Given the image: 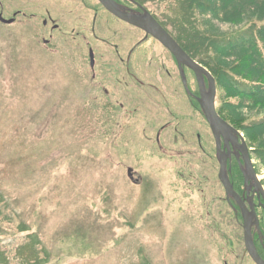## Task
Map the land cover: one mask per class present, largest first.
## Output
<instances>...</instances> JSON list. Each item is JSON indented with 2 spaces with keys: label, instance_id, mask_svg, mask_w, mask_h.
<instances>
[{
  "label": "rangeland",
  "instance_id": "obj_1",
  "mask_svg": "<svg viewBox=\"0 0 264 264\" xmlns=\"http://www.w3.org/2000/svg\"><path fill=\"white\" fill-rule=\"evenodd\" d=\"M1 1L6 19L18 9L38 18L14 26L0 23V252L5 264H255L245 249L242 219L218 178L214 139L201 109L195 111L187 99L173 100L178 123L157 143L160 125L171 116L149 98L137 102L133 97L145 96L138 84L121 81L110 46L118 44L126 57L143 34L100 13L96 34L109 40L104 45L92 35L90 11L94 79L89 50L75 36L80 26L75 17L65 21L61 34L54 33H66L59 37L65 40L43 44L53 34L41 27L46 12L75 11V4ZM140 2L197 59H212L199 42L203 18L184 0ZM221 29L227 36L241 32ZM146 46L149 53L138 54L132 63L139 78L158 81L165 96L175 93L165 74L169 68L171 79L179 77L171 56L154 40ZM153 68L159 69L157 75L150 73ZM188 80L195 90V77ZM127 96L136 108H130ZM119 97L132 111L120 113ZM224 100L217 86V108ZM251 157L264 187V169ZM241 177L237 188L233 184L238 195L244 190ZM258 215L264 235V212Z\"/></svg>",
  "mask_w": 264,
  "mask_h": 264
},
{
  "label": "trees",
  "instance_id": "obj_2",
  "mask_svg": "<svg viewBox=\"0 0 264 264\" xmlns=\"http://www.w3.org/2000/svg\"><path fill=\"white\" fill-rule=\"evenodd\" d=\"M184 3L203 18L204 34L199 42L211 50L212 59L209 62L197 59L190 46L174 37L214 76L225 99L217 108L218 114L245 136L251 153L264 169V0H184ZM222 26L241 32L227 36ZM253 116L259 120H251ZM232 172L236 187L242 178L238 165ZM237 216L242 219L240 213ZM260 241L257 235L256 242L263 249L264 243ZM5 262L0 252V264ZM34 262L25 261L39 264Z\"/></svg>",
  "mask_w": 264,
  "mask_h": 264
},
{
  "label": "flooded vegetation",
  "instance_id": "obj_3",
  "mask_svg": "<svg viewBox=\"0 0 264 264\" xmlns=\"http://www.w3.org/2000/svg\"><path fill=\"white\" fill-rule=\"evenodd\" d=\"M44 1L45 0H39L38 2L41 3ZM58 1L63 3V5H65L67 3L70 5L75 4L76 10L73 11L72 9H70V10L65 9L62 12H58V15H56V14L53 15L52 13H50L48 11L46 12V17L42 19L41 27L44 30L50 28V31L53 34H50V40L43 39V44L45 46H49V45H53L51 42L55 41V39H57L56 40L57 42L61 39L65 40L64 38L59 39V37H65L67 35L66 33H64L65 36H55L54 33H60L62 27H64L68 23L65 21H67L68 18L75 17L76 23L80 25L77 28L78 30H77V33L75 36L78 37L80 39L81 44L85 45L87 47V49L89 50V58H90L89 67H90L91 71L93 72V78L95 79L97 77V75L95 74V76H94V73H95V69H96L97 65H96L95 53L92 50V48L90 47V42H89V23H88L89 15L88 14L90 11L94 12V17L92 20V35H93L94 39H96L99 42H102L104 45H108L109 40L102 38V37H99L96 34V27H98V25H99L100 13L107 14L110 17V19L113 21H119V22H121V21L118 20L116 17H114L109 12H107L106 9L99 3L98 0H58ZM113 1H115L116 3H118L121 6L125 7L130 12L138 13V14L143 13L141 8H139L137 5L133 4L129 0H113ZM135 1L137 3H139V5L144 7V5L141 2H139L137 0H135ZM91 3H92V5H91ZM0 8H1L0 14L3 16V18L6 21L12 22L11 24H5V26H14L16 23H18L21 20H27V19L28 20H32V19L36 20V19H38L36 14L28 15L22 9H18L16 11H14L12 14V17L6 19L4 16V14H5L4 4L1 0H0ZM121 23H123V22H121ZM2 25H4V24H2ZM126 25H128V24H126ZM128 26L131 27L132 29H134L135 31H137L138 33L143 34V38L138 43H136L132 48L129 49L126 57L122 56V52H121L118 44L113 43L110 47L114 50V53L117 57V67H118V70L120 71V74L122 75L121 81L123 80L126 82V78H128L130 81L137 83L139 88H140L141 95H143V94L145 95V96L133 97V98L137 102H138V100L143 101L144 99L147 98V100H148V98H149V99L153 100L152 102H154L155 106L160 110L159 112H161L164 115L165 114L164 111H165L167 114H169L171 116V119L168 122H165L166 124L160 125L159 131L157 132V134H158L157 135V143H160V136H161L160 134L163 131H165L167 129V127H170L172 124L178 123V120H179V118H178L179 116L175 114V111H177L176 107H178V106H177V103L174 102L173 100H177L180 103H186L188 100L190 105L192 104V106L194 107L193 109L195 111L196 110L199 111V106H198L199 105L198 98L200 97L199 86H198L195 74L191 70H189L188 68L184 67L183 65H182V67H180L179 64L177 63L176 59L174 58V56L167 49H165L163 46L162 47L165 50V52L167 53V56L170 55L172 58L173 67H174L173 68V74L175 73L174 71H178V74H179L178 78L171 79L172 73L170 72V69L168 68L165 71V69L162 67V69L165 71L167 79H170L171 87L173 88V92H175V93L165 92V94H166V96H165L161 93L160 86H158L156 84L158 81L155 83L156 80H153L151 78V79H149L148 82H144L142 79H140L138 76L139 72L137 71V68L135 66H133L132 63H133V61L136 60V56L138 54H140V53L148 54L149 53L150 47H147V46L143 47V46L148 44V42L150 40H154V39L152 37L148 36L147 34H145L144 32H142L141 30H139L133 26H130V25H128ZM142 47H143V50L141 51ZM92 56H93V58H92ZM92 59H93V63H92ZM165 59H167V58H165ZM159 65L161 66V64H159ZM152 66H153V63L150 65V67H152ZM162 66H165V65H162ZM181 70H183L184 75L186 77L187 87H188L189 91L191 92L190 95L187 93L186 88L184 86ZM158 71H159V69H156V68L150 69V73H153L154 75H157ZM147 73H149V72H147ZM120 74H118V76ZM187 74H188V76H194L195 77L196 84H197V85H195V90H192L191 85L189 84L190 82L188 80ZM158 75L161 76L160 73ZM151 76H153V75L150 74V77ZM181 91H182V94H181ZM104 93L107 95L109 93V91L104 90ZM127 97L130 98V102H131L132 96H127ZM164 106H165V109H164ZM196 106H198L197 107L198 109L195 108ZM117 107L120 110V113L123 112L124 109H126V112H128V111H132L131 109L136 108L133 105V102L130 103L131 109L127 108L125 106V103L121 101L120 97H119V100L117 99ZM198 140H199V142L201 140L199 135H198ZM214 145H215V150H216L215 140H214ZM241 160H242V158H241ZM234 163H237L238 166L240 165L237 158L234 156V154H232L231 158L228 160V168H229V177L230 178L232 177V175H231L232 170L235 169ZM231 181H232V178H231ZM248 192H249L250 196L254 195V202L256 204L257 213L260 210L264 211V199L259 192L254 193L255 187L253 186L252 182H250L249 191L243 190L240 193V195L243 197V199H246L248 197ZM233 205H234V202H233ZM256 246H257V244H256ZM257 248H258V246H257ZM262 250H263L262 252H263V258H264V247Z\"/></svg>",
  "mask_w": 264,
  "mask_h": 264
},
{
  "label": "water",
  "instance_id": "obj_4",
  "mask_svg": "<svg viewBox=\"0 0 264 264\" xmlns=\"http://www.w3.org/2000/svg\"><path fill=\"white\" fill-rule=\"evenodd\" d=\"M98 1L110 14L122 22L140 29L157 40L174 56L180 67L183 65L195 74L200 90L198 102L216 142V156L220 166L219 180L224 187L227 201L231 202V200H234L241 210L244 245L248 255L255 264H264V260L257 251L252 234L253 228H256L259 235H261L260 222L254 203V195L247 198V206L246 202L234 190L228 176V160L231 158V155L234 154L239 161L240 169L245 180V189L247 191H249L250 182H252L255 187L254 193L259 192L264 199V187L258 179L245 138L238 130L224 121L216 110L217 85L215 78L205 67L194 61L154 17L139 5L138 6L143 10V14L130 12L113 0ZM130 1L137 5L134 1ZM0 22L3 24L12 23L11 21H6L1 14ZM181 73L186 91L188 94H191L187 87V81L183 70H181ZM206 81L208 87L206 86ZM222 142H224V145H222ZM241 158L243 163L241 162Z\"/></svg>",
  "mask_w": 264,
  "mask_h": 264
}]
</instances>
